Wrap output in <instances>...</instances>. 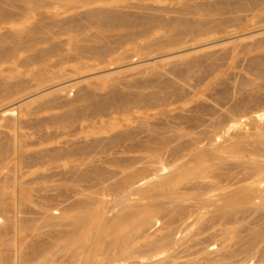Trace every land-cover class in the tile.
I'll list each match as a JSON object with an SVG mask.
<instances>
[{"label": "bare ground", "instance_id": "obj_1", "mask_svg": "<svg viewBox=\"0 0 264 264\" xmlns=\"http://www.w3.org/2000/svg\"><path fill=\"white\" fill-rule=\"evenodd\" d=\"M13 1L0 0V18L14 15V10L6 9ZM122 3L127 9L116 8L108 1L101 4L84 1L62 20L68 31L59 34L46 28L42 20L37 21L38 18H34L36 13H28L21 17V21L0 24V163L5 161L2 154L7 149L9 164L6 173L2 175L0 171V215L17 216L32 212L31 207L26 205L27 200L38 206V211L40 206L29 198V189L37 199L44 197L42 193L46 192L42 191L48 190L54 182L85 179L91 170L103 173L108 163L116 165L121 172L125 171L130 164L127 152L142 147V141L134 142V135L124 132L118 134L122 120L135 114L129 108L150 100L156 104L166 89L178 83L184 85L194 74L197 75V82H193V90L195 93L202 92L225 69L223 62L216 64V60L212 59V52L200 54L204 55L202 61L196 58L199 55L180 56L172 61L171 68L164 70V73L158 72L153 60L152 64L137 68L134 62L131 63L133 58L125 60V56L113 55L121 52L127 40H136L135 43L146 39L151 41V47H142L135 57L141 59L169 50L176 51L193 43H215L221 36L233 30L243 32L247 27L264 33V24H260L258 19L254 20L256 13L264 9V0H152L149 3L146 0H131ZM43 7L51 8L52 12L56 9L52 5ZM240 12L244 13L240 15ZM236 18L238 24L232 27L233 30L228 29ZM29 19L32 23L27 24V28L25 24L26 39L21 40L19 33L22 31L19 30ZM214 26L220 29L217 35H196L198 29L203 27L200 32L205 34ZM5 27L7 29L2 30ZM184 36L189 38L184 40ZM124 37L127 39L124 40ZM25 51L29 54L24 55ZM252 51L254 54L250 58L254 60L252 68L257 69L256 78L246 81L247 89L232 99L234 103L231 106L233 112L240 117L245 114L243 120L252 124L245 135L251 133L253 138H245L239 147L231 149L236 152L230 156L232 160L238 161L237 169L228 172L225 182L227 186L233 187L221 191L218 202L216 196L213 198L214 193L208 194L216 189V179L202 175V172L212 162L216 163V157L224 159L227 155L221 157L215 151L216 143L203 144L202 140L190 134L203 122L202 113H199L196 119L186 122L187 125L176 127L177 131L170 130L175 131L174 138L168 135L162 140L153 138L155 145L164 147L174 158L195 151L196 154L189 161L192 165L183 163L185 159H181L176 162L175 166L179 167L176 173L161 176L146 185H139L136 182L138 179L133 182L125 176V183L116 185L118 192L115 196L106 195L103 191L101 195L95 193L89 198L66 196L64 203L58 207L48 205L44 211L46 222L54 217L69 222L70 232L56 235L58 240L68 234L67 241L25 242V238L14 231L15 241L12 244L6 245L8 243L0 239V264H111L121 259H132L133 264H166L159 255L172 243L177 224L166 222L161 229H154L156 223L153 213L172 203L171 199L164 202L160 195L167 192L169 198L175 197L176 178L181 183H189L185 177L186 171L192 172V183L187 187L195 192L189 206L196 204L199 209L207 204L217 205L220 211L237 210L234 218L219 224L225 237H239L238 246L227 256L216 258V261L227 264L224 260L229 258L233 260L232 264H256L251 259H230L239 252L264 256V37L241 47V52ZM231 53L230 57H234L237 52L232 49ZM90 55L101 58L95 68L88 64ZM82 59L85 61L81 62ZM68 60L76 61L79 65ZM117 64L134 71L128 75H123L127 71H122L121 76H118L121 72L115 73L107 83L102 82L106 78L102 75L94 81L83 79L84 88H75L81 79H71L66 84L57 83L76 74ZM147 66L157 69V73ZM61 69L68 73L63 71L59 74ZM140 72L143 80L138 78ZM48 75L51 76L48 82H45L46 79L43 83L38 81ZM188 100L189 97H178L167 101L165 105L180 112H190L195 107H188ZM90 107L91 113H88ZM170 121L176 125L173 120ZM66 123L67 127L63 128ZM204 128L199 130L204 132L203 135L207 131ZM210 130L214 132L216 128ZM126 136L131 137L132 140H127H134V143L127 141L128 147L124 145V148L121 146L123 149L117 148V139ZM186 137L188 139L181 141ZM111 148L114 153L109 152ZM249 178H252V182L248 185ZM234 179L235 183H231ZM5 192L10 196L7 200L3 197ZM134 194L138 197H131ZM202 195L206 196L202 198ZM114 208H117V212L109 215ZM245 212L256 213L253 223L258 222L257 225L260 223L261 226L249 228L244 235L239 236L238 226L242 224L239 217L242 216L240 219L246 222L243 216ZM59 244L62 253L55 254V247ZM26 245L30 246L29 254L22 251Z\"/></svg>", "mask_w": 264, "mask_h": 264}, {"label": "rangeland", "instance_id": "obj_2", "mask_svg": "<svg viewBox=\"0 0 264 264\" xmlns=\"http://www.w3.org/2000/svg\"><path fill=\"white\" fill-rule=\"evenodd\" d=\"M34 1L32 2V0H14L11 5H8L6 7V9L14 10V15L0 18V24L9 23L11 21H21V17L26 16L28 13H36L34 18H38L37 21L42 20V24L46 26V28H48L54 34H59L61 31H68V29L66 28L67 25L62 23V20L72 13V9H74V7H80L81 4L84 3V1H90L95 4L106 3L108 1L109 3L112 2L116 8L127 9L123 6L124 4L122 2L131 0H42V2L38 3H35ZM151 1L152 0H146L147 3ZM45 5L56 6V9H54L55 11L52 12L50 10L51 8L44 9L45 7L43 6ZM243 13L244 12H240L239 14L242 15ZM231 15L233 14H229V16ZM263 18L264 9L256 13L254 20L258 19L260 24H264V20L260 22ZM31 19L25 21L23 24V29L19 30L22 31L19 33L21 40L26 39L24 31L27 28V24L32 23L30 22ZM236 24H238V18L232 21L233 26L229 27L228 29L233 30L232 27H234V25ZM6 29L7 28L5 27L2 30ZM202 29L203 27L198 29L196 35H199L201 37L202 35L207 36L213 33L214 35H217V33H219L220 31L217 26H214V29H209L205 34H202L200 32ZM254 30L255 28L248 27L243 32H236L233 30L231 31L232 33L221 36V39L215 43H211L209 41H206L203 44L193 43L187 47L177 49L176 51L169 50L161 54H154L141 59L135 57L139 55V51L142 47L149 49L152 45L151 41L146 39L135 43L136 40L133 42L127 40L121 52L113 55L117 57L125 56V60L133 58V60H131V63L134 62V67L137 68H142V65L152 64L153 60L155 63L154 65L157 64L158 66V72L164 73L167 69L171 68L172 61H175L180 56L184 57L199 55L196 58H200L202 61L204 59V55L200 54H202L203 52H212V59L214 58V60H216V64L220 61L223 62L225 69L222 72H219L216 76L215 82L206 87L202 92H194L192 85H194L197 75L194 74V76L192 74L193 76H190V79L188 78L189 81L187 80L184 85L178 83V85H176L175 87H170L168 88V90L166 89L162 93V97L157 100L156 104L152 103L153 101L151 100L147 102H141L139 104H134V106H132L131 104L132 107L129 109L131 113L134 112L135 114L129 115L126 118L127 122L126 119H124L125 121L122 120L124 123H119L122 128H119L120 130L117 131L118 134L124 132L131 134L132 136L134 135L132 138H135L136 141H133H142V147H137L136 149H134V151L127 152V155L130 158V164L126 168V170L121 172L119 171V168L116 167V165L108 163L105 165L103 173H100L97 170H91L88 171L87 177L85 179L59 180L54 182V184L51 185L48 190L42 191L46 192V195L42 193V196L44 197H37V199L32 196L34 194L33 192H31L32 190L29 189V198L37 201L40 206L39 210L36 211L38 206H35L34 203H30L27 200L26 205L31 207L32 212H26L23 214L21 213L17 216L0 215V239L8 243L6 245L12 244L13 241H15L14 231H16L17 234L21 236V238L22 236L25 238V242L49 240L57 243V241H67L68 234H65L64 237H60L58 240H56V235L59 232L69 233L71 229L69 222L63 221L62 219L56 217L46 222L44 211L48 208V205L58 207L64 203V198L66 196H69L70 198L75 197L77 199L89 198L92 197V195L95 193L101 195L103 191L106 195L115 196V194L118 192L115 187L119 182L125 183V176L133 182L138 179V181L136 182H138L137 184L139 185H146L151 181H156L161 176L176 173V171L179 169L178 166H175L176 162L180 161L181 159H185L183 163L192 165V162L189 161L196 154L195 151H188L187 154L183 153L180 156L178 155L174 158L169 155V152L166 151L164 147L155 145L153 138L162 140L166 139L167 135L170 138H174L175 131H177V129L175 130L176 127L187 125L188 123L186 122L196 119V116L200 115L201 113V116L203 117V122L201 123V125L203 126L201 127L200 125L196 131H190V134H193V136H196L197 139L202 140L203 144L216 143L217 147H215V151L217 150V153L221 155V157H223V155H227V159H217L216 157V163L212 162L211 166H209L208 169H204V171L202 172V175H208L212 179H216V189L212 192H209L208 194L213 195L214 193L213 198L217 197L216 202H218L219 200L217 199L219 198L221 191L225 192L226 190H229L233 187V185L227 186V183L225 182V180L228 179L226 178L228 176V172L230 170L237 169L236 163H238V161H235L234 158L233 160L231 159V156L235 155L236 152H233L231 149L239 147L242 144L243 139L253 138V136L250 135L251 133L245 135V133L247 131L249 132L252 128V124L247 120H243L245 114L240 117L238 113L233 112L234 110H232L233 106H231V103H234V100H232L233 98L238 97L247 89V85L245 84L246 81L248 79L255 80L257 75L256 67L252 68L254 60L250 58V55L254 54V51L249 53L241 52V47L251 44L264 37V33ZM188 38V36H184V40ZM123 39L125 40L127 39V37H124ZM129 42H131V44ZM232 49H235L237 53L234 57L231 56V58L230 55L232 54ZM28 54L29 53L27 51L24 52V55ZM100 59L101 58L99 57L90 55L87 61L90 67L95 68L97 67ZM68 61L79 65V63L76 61ZM84 61V59L81 60V62ZM121 65L123 64H117V66L111 65L107 67L96 68L91 71L65 78L61 81H58L57 83L66 84V81H72L71 79H81L82 81L80 80L81 82L75 85V88H84L86 87V85L83 83L84 80L94 81L96 80V77L102 75L106 76V78L102 82L107 83V81L110 82L109 80L115 73L121 72L118 75L121 76L123 73L122 71H127L124 72L123 75L131 74V71H134L132 70V68H127L125 66L120 67ZM146 68H152L157 73V69L153 68L152 66H147ZM73 69L76 70L78 68L74 67ZM63 71L66 74L68 73L67 71L62 69L60 70V72H58L60 74ZM138 78L139 80L144 79L141 75V72L139 73ZM45 79V82H48L51 79V76H45V78L38 81L43 83L42 81H44ZM178 97H189L186 105L188 107L193 106L196 109L192 107L194 111L192 110L190 112H180L174 109L172 106L169 107L170 105H165L167 101L176 99ZM179 103H181L180 105H184V103L182 102ZM196 105H199L200 107H197ZM208 106L212 107L208 109L209 111L213 109V111H210L211 114L207 110V108H209ZM202 108H206V111L203 109V112V110H201ZM136 112H138V114H136ZM206 112L208 113V117L210 116L209 119L207 118ZM88 113H91V107L88 108ZM171 117H173V119ZM170 120H173V123H176V125H172V121ZM118 121L120 122L121 119ZM204 126L207 128V131H205V134L203 135L204 132L202 133L199 130L201 128L203 129ZM66 127L67 123L64 124L63 128ZM210 128H216V130L213 132L210 130ZM208 130H210V132H208ZM239 130H243L244 132H239ZM26 131L32 132L33 130L26 129ZM115 134H117V132ZM109 135L110 132L107 133V136ZM130 138H128V136L118 138L117 143L119 145L117 144L116 147L120 149H123L124 145H127L126 147H128V143L131 144V142H133L128 141L132 140V138ZM186 139H188V137L183 138L181 141ZM224 140L229 142L226 143ZM181 141L179 140V142ZM221 142L223 144H221ZM245 145L249 146L248 143H245ZM121 146L123 148H121ZM6 150L7 149H4L2 154V157L5 158V161L0 163V171H2V175L6 173L7 170H9ZM111 150L112 148L109 149V152L114 153ZM184 154L186 156H184ZM171 165L172 167H170ZM191 173V171H186L185 177L189 179V183L187 184L179 182L178 178H176L177 191H174V193H176L175 197L169 198L167 196V192L160 195V198L164 202L168 199H171L172 203L164 206V208L162 209L154 211L153 213L154 223H156L154 229L160 228L166 222L168 224H171L172 222H175L177 224V227L174 229V239L172 243L168 247H166V249L163 250V252L159 256L161 257V259L166 261V264H219L220 262L218 260L216 261V258L227 256L231 251L236 249L238 246L237 240H239V237H225L220 231L219 222H226L231 218H234L237 210L220 211L216 207L217 205L211 206L207 204L202 205L199 209L196 208V204L189 206V201L193 199V196L195 194L194 190H189L187 187L190 183H192L190 179ZM250 179L252 180V178H249L248 180ZM235 180L236 179L231 180V183H235ZM251 180L248 185L252 182ZM177 183L180 185H177ZM8 186H10V182ZM29 186L31 188V185ZM125 187L126 185L124 186V188ZM165 188L167 189V187ZM205 196L206 195H202V198H204ZM3 197L6 200L10 198V196L7 195L6 192L3 193ZM131 197H138V195L134 194ZM1 199L2 198L0 196V200ZM116 212L117 208H114L109 215L115 214ZM243 216L244 221L246 222H243L240 219L242 216L239 217L240 222H242V224L238 226L239 236L244 235L249 228H259L261 226L260 223L257 225L258 222L253 223L255 217H257L256 213L245 212ZM262 225H264V222ZM77 245H79V243H77ZM59 246H61V244L55 247V254L62 253L60 252ZM22 251H24V253L26 254H29L30 246L26 245L22 249ZM55 254L54 258H56ZM228 259L229 258H226L224 261L227 264H232L233 260ZM230 259H237L239 261L244 259V261L251 259L256 264L264 263V256H258L256 253L244 254L243 252H239L234 258ZM132 261V259H121L115 260L111 264H133Z\"/></svg>", "mask_w": 264, "mask_h": 264}]
</instances>
